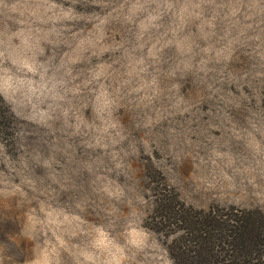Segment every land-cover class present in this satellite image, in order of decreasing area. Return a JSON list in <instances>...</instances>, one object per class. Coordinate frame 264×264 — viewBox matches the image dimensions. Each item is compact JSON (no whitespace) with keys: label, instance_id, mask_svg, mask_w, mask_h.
<instances>
[{"label":"clouds","instance_id":"clouds-1","mask_svg":"<svg viewBox=\"0 0 264 264\" xmlns=\"http://www.w3.org/2000/svg\"><path fill=\"white\" fill-rule=\"evenodd\" d=\"M164 196L264 221V0H0V264H264Z\"/></svg>","mask_w":264,"mask_h":264},{"label":"rangeland","instance_id":"rangeland-1","mask_svg":"<svg viewBox=\"0 0 264 264\" xmlns=\"http://www.w3.org/2000/svg\"><path fill=\"white\" fill-rule=\"evenodd\" d=\"M224 211L219 208H209L207 213H218L222 215L230 214V212L225 213ZM200 212L203 211L194 212L191 208L185 209L182 204L178 203L175 196H164L157 209V216L160 218V225L167 227V224L164 223L165 221H168L169 223H176L177 221L181 222L182 214L187 213L191 216H197ZM21 215L22 213L19 206L9 207V203L0 200V238H2L3 231L15 230L16 226L20 223ZM262 216H264V213H262ZM153 223L155 225V220ZM187 225L188 224H184L183 222L180 223V226L182 227L188 228Z\"/></svg>","mask_w":264,"mask_h":264},{"label":"trees","instance_id":"trees-1","mask_svg":"<svg viewBox=\"0 0 264 264\" xmlns=\"http://www.w3.org/2000/svg\"><path fill=\"white\" fill-rule=\"evenodd\" d=\"M185 215V216H184ZM262 215V214H261ZM184 216V217H183ZM227 216L228 220L236 219L237 223L240 225L241 236L247 234L252 235L255 233L258 226L264 224V221L260 220L258 217L249 215L246 217H235L231 213L222 215L218 213H204L200 212L197 216H191L187 213L182 214L181 222L188 224V229L193 232L200 233L204 231H218L229 227L228 220L224 217ZM181 264H183V258L180 257Z\"/></svg>","mask_w":264,"mask_h":264}]
</instances>
